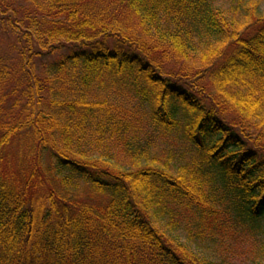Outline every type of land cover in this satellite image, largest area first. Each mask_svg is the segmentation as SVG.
<instances>
[{
	"label": "trees",
	"instance_id": "1",
	"mask_svg": "<svg viewBox=\"0 0 264 264\" xmlns=\"http://www.w3.org/2000/svg\"><path fill=\"white\" fill-rule=\"evenodd\" d=\"M243 3L0 0V264H217L196 236L261 230L264 11Z\"/></svg>",
	"mask_w": 264,
	"mask_h": 264
},
{
	"label": "rangeland",
	"instance_id": "2",
	"mask_svg": "<svg viewBox=\"0 0 264 264\" xmlns=\"http://www.w3.org/2000/svg\"><path fill=\"white\" fill-rule=\"evenodd\" d=\"M239 0H217V5L226 9L230 14H232V10H236V6ZM251 1L257 3L261 1L260 10L264 11V0H244V4H248ZM242 12L245 10L241 9ZM240 11V12H241ZM13 39L9 38L7 34L0 28V54L10 53L9 43ZM97 93L107 95L111 98L115 99L117 104L128 105V95H124L123 93H117L112 89L109 90H101L95 89ZM140 115V113H139ZM147 123V122H146ZM145 131H149V127L145 128ZM145 131L141 134L142 137L145 136ZM170 151H174V155H181L182 158H178L174 161V165H182L183 159L186 160L190 157V153L188 150L183 148L182 144L178 141L172 140H160L158 143V155L160 157H167ZM88 187H84L74 192V196L80 197L82 199L89 197ZM89 198L87 200H90ZM96 200H100V197L95 196ZM225 223V221H224ZM230 223L231 228L225 229L222 231H216L214 237L209 236L208 238L203 237L205 240H201L196 236L193 243H195L193 249L195 248L201 257L207 258L209 261L213 263L222 264H257L259 262H263L262 249L264 248V223L260 224V229H254L250 227L248 224H243L242 222H228ZM186 224L183 223V226L180 230V235L182 240L188 241L187 231L184 229ZM228 227V226H227ZM193 232L196 234L197 228L191 227ZM207 234H211L210 226L208 225ZM197 235V234H196Z\"/></svg>",
	"mask_w": 264,
	"mask_h": 264
}]
</instances>
